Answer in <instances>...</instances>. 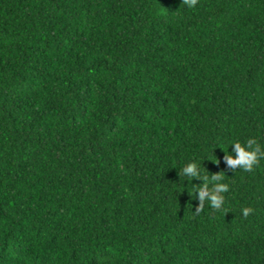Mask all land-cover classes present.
I'll return each mask as SVG.
<instances>
[{"label": "trees", "instance_id": "obj_1", "mask_svg": "<svg viewBox=\"0 0 264 264\" xmlns=\"http://www.w3.org/2000/svg\"><path fill=\"white\" fill-rule=\"evenodd\" d=\"M249 138L264 0H0V264H264V158L226 163Z\"/></svg>", "mask_w": 264, "mask_h": 264}, {"label": "clouds", "instance_id": "obj_2", "mask_svg": "<svg viewBox=\"0 0 264 264\" xmlns=\"http://www.w3.org/2000/svg\"><path fill=\"white\" fill-rule=\"evenodd\" d=\"M181 2L187 8H194L198 0H181ZM229 145H231V151H229L231 155L226 156V163L232 170L240 168L244 171H250L261 158H264V147L257 144L253 138H249L244 143L237 141ZM181 173L188 178V181H191L193 178L202 179L200 173L197 171V164L195 162H189L184 165ZM222 180L223 176L217 174L208 178L207 183L202 180V184H200L197 191L200 202L197 211L202 209L204 202H208L213 209L219 210L223 207L225 200L223 194L229 190V186L221 182ZM209 184L212 185L211 188H209ZM241 211L244 217H248L251 209L244 207Z\"/></svg>", "mask_w": 264, "mask_h": 264}]
</instances>
